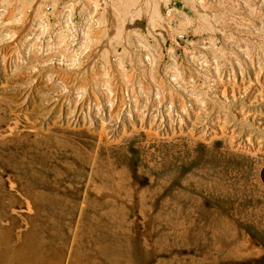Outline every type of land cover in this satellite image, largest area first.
<instances>
[{
  "label": "rangeland",
  "instance_id": "1",
  "mask_svg": "<svg viewBox=\"0 0 264 264\" xmlns=\"http://www.w3.org/2000/svg\"><path fill=\"white\" fill-rule=\"evenodd\" d=\"M89 1L0 0V16L11 18L19 8L24 22L35 18L53 26L69 4L72 22L79 24ZM96 1L94 16L101 25L94 44L101 50L88 72L67 78L57 63L50 68L53 77L36 84L21 78L23 68L12 76L13 66L7 63L3 70L0 63L3 258L13 259L18 251L30 254L32 246L33 264H42L46 253L50 264H70L74 257L87 264H264V143L244 145L251 120L240 123L234 119L238 112L230 111L228 133L201 114L180 123L152 112L141 127L134 117L109 118L103 107L109 94L93 89L107 79L116 94L131 85L136 91L138 82L154 84L150 73L142 77L140 67L130 62L138 53L137 34L159 54L161 71L167 64L183 69L196 54L218 65L224 77L231 76L230 65H260L264 83V0H205L207 18L194 10L192 0ZM172 7L187 18L168 15ZM21 26L1 23L0 31L19 33ZM130 30L135 38L127 34ZM126 40L129 49L124 50ZM119 61L130 80L119 72ZM196 77L203 88L202 77ZM78 83L85 91L73 88ZM212 102L209 110L215 115L218 106ZM28 185L32 192L48 193L56 206L27 197L23 186Z\"/></svg>",
  "mask_w": 264,
  "mask_h": 264
},
{
  "label": "bare ground",
  "instance_id": "2",
  "mask_svg": "<svg viewBox=\"0 0 264 264\" xmlns=\"http://www.w3.org/2000/svg\"><path fill=\"white\" fill-rule=\"evenodd\" d=\"M193 2H194V6H193L194 10H196L198 13L202 15L205 16L209 15L210 11L207 8L208 5L205 4V0H192V3ZM96 3L97 1L94 2V0H91L90 3H87V6L88 5L89 6L84 7L81 10L80 12L81 19H79L81 22L79 24H75L74 22H72V18L70 16L72 13H70L69 4L65 7L66 9H64V12L62 11L61 13L58 14L59 15L58 23L54 24L53 26L52 24L49 25L46 21L42 22L41 20H37L35 18L32 19L30 18L31 19L30 21L24 22L22 19L21 9L19 8L15 10L14 12L15 14L11 18H7L3 20L0 16V24L2 23L4 26L22 24V26L19 29V33L13 30L10 32V34L2 33V31H0V63L2 64L3 67L1 68L5 70L6 64L9 63L10 66H13V69H10V72L8 74L12 76L15 75L16 71L19 72L23 68L24 73L20 75L21 78H25V82L27 83H29L28 79H32V80L35 79L34 81L38 80V83L35 82L36 84H39L41 81L40 79L44 78V76H46L47 78H49V76L53 77L54 73L50 71V68L57 63H59L61 66L65 68L66 71L65 75L67 78L79 77L83 74L85 70L88 72V69L90 68L89 64L92 63V60L95 57H97V54H100L99 52L101 50V45L94 44V35H95L94 33L97 32L96 31L97 28L101 25L100 19L97 17V13L96 16H94V12L96 8H99L97 7L98 4ZM156 5L157 4H155V7ZM103 7H105V5H103ZM1 11L2 9H0V15H1ZM108 11L109 10H107V12ZM154 13L155 12H153L152 14ZM109 14L111 15V13ZM168 15H173V17L177 16L181 19L187 18V15L182 10H179L176 7L170 8L168 10ZM205 16L202 17L205 18ZM198 17H199L198 19L201 18L200 16ZM159 18L160 20H162L164 24L166 23L163 15L160 16ZM148 19L150 21L151 17H148ZM188 21H190V19ZM210 22H213V20ZM103 25H102V28L104 27L103 30L104 29L106 30L105 26ZM109 30L107 31L109 32ZM127 34L130 37L132 36L134 37L136 35L134 30H130V33ZM129 36H127L128 40L130 38ZM136 37H138V38L134 37L136 43L139 42L137 43L138 53H134L137 55H135V57L131 56L129 58L131 61L130 60L129 61L132 64H134V66L140 67L141 69L140 71L143 74L142 77L146 73H150V75L152 76V82L154 84L150 86V85H143L142 82H138L136 84V91L132 87L133 85H131L130 87L126 88L123 91V94H118V93L116 94L115 92H113L112 89L116 87L115 86L112 87L108 79L105 80V82L94 84L93 89L96 92H99L100 90L104 89L105 90L104 92L109 94L107 103L105 102L106 104L103 106L107 110L109 118L113 117L114 115H118L119 118H124L126 120H129L134 117V120L132 119V121L139 123V125L141 124L140 126L142 127L143 122L148 121V117H151L152 112L154 113V116L156 113H159L164 121H168L170 119L172 120V117H174L175 120H177L180 123H186V121L190 123L194 122V119L197 120V118H199L201 114L202 120L204 119L205 121H207V119H209L208 121H211L210 124L212 123L216 126L219 124L220 126L219 128L222 131L229 133V131H226L227 129L226 121H228V119L230 118L229 116V114H231L230 111L236 110V112H238L237 115H234L235 116L234 119H237L236 121H239L241 123L242 121L249 122V120H251V125H252L251 128L248 126L250 128L248 131L245 128L246 132L244 136H242L244 137L243 138L244 145L247 144L248 146L253 147L255 145H260L264 143V83L262 82V77L259 76V75L262 76L263 74V70L260 65H256V67L250 65L249 68L240 66V64H236V66L230 65L231 76L230 75H229L230 77L225 76L226 77L225 79L223 72L218 70L217 68L218 65L215 67L210 63V61L208 62L206 60L207 58L205 59L202 57L201 58L196 57L194 56L196 54H194L192 55V57H190V59H188L186 66L183 69L179 68L176 64L173 65L167 64L163 68V71H161L160 68H162V64L161 61H159V59L157 58L159 54L155 52L156 50L149 48L147 44L141 38H139L138 34L136 35ZM128 40H126V42L124 41V43L122 42L124 44V50L129 49L127 46ZM6 43H10L12 45V47L10 46L11 49L6 48L8 46V44L6 45ZM102 49H104V47ZM146 50L147 51L150 50L149 51L150 54L146 52ZM57 52L59 54H57ZM129 52L130 50L128 51V53ZM238 56L237 58H239ZM105 60H107V58H105ZM240 61L242 62L241 59ZM238 63L240 62L238 61ZM247 65L249 64L247 63ZM117 66L119 67V72L124 74L127 80H130V74L124 62L119 61L117 63ZM234 66L236 67V70ZM122 74H120L121 78H122ZM195 75H197V77L198 76L202 77L203 88L195 84L196 82L194 78ZM59 77L61 78V76ZM47 82L48 80L46 81V83ZM62 82L63 84H65L64 81ZM34 84L32 83V87L35 86ZM62 86L66 88V85H62ZM72 86L74 89H77L78 92L85 91V88L81 86V84L79 83L74 84ZM25 93L27 92L25 91ZM216 94L221 96L223 100H217L215 98ZM211 101H213L211 104L215 103L218 106V110L216 111L215 115L213 114V112H210L209 110V104ZM231 120L229 121L232 122ZM205 121L203 122V125L207 126V124H205L206 123ZM234 123L237 124L238 122L234 121ZM210 128L212 130H215L212 127ZM232 129L233 128L231 127V131ZM233 130L235 132L237 129H233ZM225 135L228 136L227 133ZM237 135H236V139H237ZM240 137H238L237 140L242 141ZM89 164L90 163H88V165ZM8 185L12 186V183ZM41 186H43V184H41L40 187ZM43 188H46L50 191L53 190L52 187L45 186ZM23 192L27 195V197H30V199H32L36 203H38V200L50 201V195H47L48 193L44 194L41 192L38 193L32 192V188L29 185L26 187L23 186ZM50 203L52 204L53 207L56 206L52 201H50ZM53 207L49 210L50 216L51 214L54 213ZM22 245L26 246L27 244L23 243ZM31 250L32 253L30 254L24 255V253L21 254V251H18L15 253L18 255L13 256V259H8V258L5 259L3 258L4 242L3 239L0 237V264H33L29 259H31L35 255L36 249L35 247L31 246ZM48 260H49V256L48 253H46L44 254V257L42 259L43 261L42 264H50ZM70 264H87V263L83 262L81 257H76V258L74 257L72 258Z\"/></svg>",
  "mask_w": 264,
  "mask_h": 264
}]
</instances>
